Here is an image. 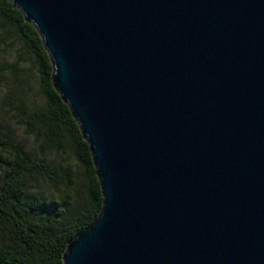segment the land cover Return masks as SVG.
I'll return each mask as SVG.
<instances>
[{"label":"water","instance_id":"water-1","mask_svg":"<svg viewBox=\"0 0 264 264\" xmlns=\"http://www.w3.org/2000/svg\"><path fill=\"white\" fill-rule=\"evenodd\" d=\"M102 204L61 264H264V0H11Z\"/></svg>","mask_w":264,"mask_h":264},{"label":"trees","instance_id":"trees-1","mask_svg":"<svg viewBox=\"0 0 264 264\" xmlns=\"http://www.w3.org/2000/svg\"><path fill=\"white\" fill-rule=\"evenodd\" d=\"M0 50L16 55L0 62V116L10 113L38 135L29 145L0 118V264H61L66 240L100 211L92 156L52 85L36 28L11 0H0ZM32 69L39 99L27 94Z\"/></svg>","mask_w":264,"mask_h":264},{"label":"rangeland","instance_id":"rangeland-1","mask_svg":"<svg viewBox=\"0 0 264 264\" xmlns=\"http://www.w3.org/2000/svg\"><path fill=\"white\" fill-rule=\"evenodd\" d=\"M15 58L16 55L13 51L0 50V62L6 63L7 65L9 62H12ZM3 75L4 78L7 80L10 78V73L4 72ZM28 78L29 90H27V94L31 98L39 99L40 93L37 91V73L34 69L28 71ZM0 118L8 124V127L12 130L14 135H16L17 137L24 138L27 141V144L29 145L30 143H32L33 146L37 144V141L33 142V140H36L38 135L32 131L27 132L24 123L17 122L18 119L15 116L8 113L1 115ZM52 156L57 159V156Z\"/></svg>","mask_w":264,"mask_h":264}]
</instances>
